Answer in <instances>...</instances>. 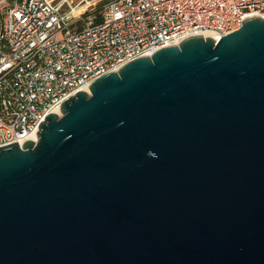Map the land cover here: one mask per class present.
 Here are the masks:
<instances>
[{"label": "water", "instance_id": "obj_1", "mask_svg": "<svg viewBox=\"0 0 264 264\" xmlns=\"http://www.w3.org/2000/svg\"><path fill=\"white\" fill-rule=\"evenodd\" d=\"M88 91L0 147V264H264V17Z\"/></svg>", "mask_w": 264, "mask_h": 264}, {"label": "built area", "instance_id": "obj_2", "mask_svg": "<svg viewBox=\"0 0 264 264\" xmlns=\"http://www.w3.org/2000/svg\"><path fill=\"white\" fill-rule=\"evenodd\" d=\"M252 16L264 17V0H21L0 8V147H22L47 114L122 65L205 32L219 40Z\"/></svg>", "mask_w": 264, "mask_h": 264}, {"label": "bare ground", "instance_id": "obj_3", "mask_svg": "<svg viewBox=\"0 0 264 264\" xmlns=\"http://www.w3.org/2000/svg\"><path fill=\"white\" fill-rule=\"evenodd\" d=\"M202 36H204L205 38L206 37H210V38H213L215 40H217L219 38L217 35H215V34H213L211 32H205V33H203ZM83 91L89 92L87 88H84ZM54 113L60 115V110L59 109H55ZM29 139L34 141V142L37 141V134H34V135L30 136Z\"/></svg>", "mask_w": 264, "mask_h": 264}, {"label": "rangeland", "instance_id": "obj_4", "mask_svg": "<svg viewBox=\"0 0 264 264\" xmlns=\"http://www.w3.org/2000/svg\"><path fill=\"white\" fill-rule=\"evenodd\" d=\"M76 2V0H74ZM16 2H10L9 0H7L5 3L0 4V8L3 7H12L13 5H15ZM103 5V3H98L96 6V9H98V12L101 10V6Z\"/></svg>", "mask_w": 264, "mask_h": 264}, {"label": "trees", "instance_id": "obj_5", "mask_svg": "<svg viewBox=\"0 0 264 264\" xmlns=\"http://www.w3.org/2000/svg\"><path fill=\"white\" fill-rule=\"evenodd\" d=\"M9 1H10V2H16V3L21 2V0H9ZM99 12H100V11H99ZM99 12H98V9H96L94 13H95L96 15H99Z\"/></svg>", "mask_w": 264, "mask_h": 264}]
</instances>
